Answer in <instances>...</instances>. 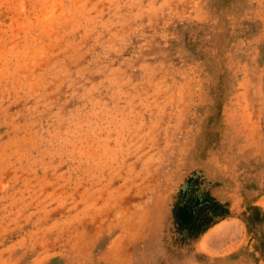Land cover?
<instances>
[{
    "label": "rangeland",
    "instance_id": "374dc122",
    "mask_svg": "<svg viewBox=\"0 0 264 264\" xmlns=\"http://www.w3.org/2000/svg\"><path fill=\"white\" fill-rule=\"evenodd\" d=\"M0 264H264V0H0Z\"/></svg>",
    "mask_w": 264,
    "mask_h": 264
},
{
    "label": "trees",
    "instance_id": "16d2710c",
    "mask_svg": "<svg viewBox=\"0 0 264 264\" xmlns=\"http://www.w3.org/2000/svg\"><path fill=\"white\" fill-rule=\"evenodd\" d=\"M200 185L197 180L189 181L175 206V224L182 237L197 238L225 214L218 204L206 198Z\"/></svg>",
    "mask_w": 264,
    "mask_h": 264
}]
</instances>
